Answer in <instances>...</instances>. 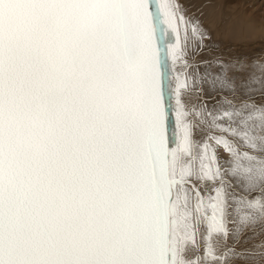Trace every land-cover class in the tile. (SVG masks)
Masks as SVG:
<instances>
[{"label":"snow or ice","instance_id":"snow-or-ice-1","mask_svg":"<svg viewBox=\"0 0 264 264\" xmlns=\"http://www.w3.org/2000/svg\"><path fill=\"white\" fill-rule=\"evenodd\" d=\"M197 0H0V264H264V52Z\"/></svg>","mask_w":264,"mask_h":264},{"label":"bare ground","instance_id":"bare-ground-1","mask_svg":"<svg viewBox=\"0 0 264 264\" xmlns=\"http://www.w3.org/2000/svg\"><path fill=\"white\" fill-rule=\"evenodd\" d=\"M202 4H203V2H202ZM215 5L213 6V4H212L213 8L209 7V5L206 6L205 7V8H207V10L205 9L206 11L203 9L204 10L203 11L204 12L203 19H204L206 24L213 27L214 34L216 35V37L220 36L221 39H223L225 41V43L229 44L230 47H233V45H234L233 43H236V41H238V40H240L239 44L241 45V43L243 42L242 46L245 47V46L249 45L251 40H253V39L255 40V38L264 39V27L254 26V24H252V22L249 21V19L244 17L245 15H247L246 12H244V13H246L245 15L243 12L241 14H237V13L233 14V12H231L232 10L229 9V7L226 8L225 6H223L219 10V7L215 8V7H217V4H215ZM248 17L253 18L252 16H249V15H248ZM255 41H257V40H255ZM238 42L236 44H238ZM261 43H263V41ZM239 50L254 54L249 49H239Z\"/></svg>","mask_w":264,"mask_h":264},{"label":"rangeland","instance_id":"rangeland-1","mask_svg":"<svg viewBox=\"0 0 264 264\" xmlns=\"http://www.w3.org/2000/svg\"><path fill=\"white\" fill-rule=\"evenodd\" d=\"M201 1L203 2V4L204 3L205 4L207 3L206 5L207 6L209 5V7H212V8H213V6L215 4H217V7H215V8H218L219 7V10L223 6H225L226 8L229 7V9L232 10L231 12H233V14H236V13L237 14H241L242 12L243 13L246 12L247 15H245L246 13H244V15H245L244 17H246L247 19H249V21H251L252 24H254V26L264 27V0H197V2L199 4H202ZM212 4H213V6H212ZM203 9L204 10L205 9L207 10V8H205V7ZM248 15L249 16H252L254 19L255 18L256 19L254 20L251 17L249 18ZM217 38L218 39L219 38L221 39L220 36H217ZM255 40H257V41H255ZM255 40L254 39L251 40L250 43H249V45L248 46H245V47L242 46L243 42L241 41L242 43L240 45L239 44L240 43V40H238L239 42L236 41V43L238 42V44L233 43L234 44L233 47L239 46V49H249L254 54L260 55L262 52H264V39L255 38ZM262 41H263V43H261Z\"/></svg>","mask_w":264,"mask_h":264}]
</instances>
